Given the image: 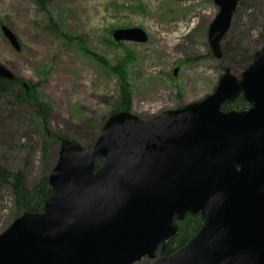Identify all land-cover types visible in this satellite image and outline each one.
Instances as JSON below:
<instances>
[{
    "label": "water",
    "instance_id": "1",
    "mask_svg": "<svg viewBox=\"0 0 264 264\" xmlns=\"http://www.w3.org/2000/svg\"><path fill=\"white\" fill-rule=\"evenodd\" d=\"M238 1L214 0L208 40L218 58ZM1 30L20 51L15 32ZM113 37L149 38L140 27ZM0 77L15 75L0 63ZM240 97L247 108L223 109ZM49 183L43 209L0 233V264H264V45L199 101L148 118L112 112L87 144L63 137ZM199 207L203 228L164 255L173 215Z\"/></svg>",
    "mask_w": 264,
    "mask_h": 264
},
{
    "label": "rangeland",
    "instance_id": "2",
    "mask_svg": "<svg viewBox=\"0 0 264 264\" xmlns=\"http://www.w3.org/2000/svg\"><path fill=\"white\" fill-rule=\"evenodd\" d=\"M218 12L214 0H53L44 6L39 0H0V17L22 45L17 51L0 26V63L15 78L40 82L52 103L46 135L57 133L44 157V129L34 110L12 108L0 96V163L23 171L32 186L56 164L63 137L87 144L99 136L119 98L120 79L104 77L77 45L64 46L51 18L80 37L77 44L111 60L125 55L109 45L116 29L147 32V42L124 43L136 55L128 67L131 111L148 118L212 94L225 68L239 77L264 45V0H239L221 41L223 56L216 57L208 29ZM15 218L11 189L0 187V233Z\"/></svg>",
    "mask_w": 264,
    "mask_h": 264
},
{
    "label": "trees",
    "instance_id": "3",
    "mask_svg": "<svg viewBox=\"0 0 264 264\" xmlns=\"http://www.w3.org/2000/svg\"><path fill=\"white\" fill-rule=\"evenodd\" d=\"M40 4L44 6L45 3H50L53 0H39ZM51 30L57 36H61L64 46L67 48H76L84 54L89 56L96 64L97 69L104 77L115 76L120 79L121 86L119 87V98L117 99L116 106L110 109L109 112L129 110L132 108V85L129 82V65L134 62L136 55H131L125 48V41L109 42L111 47L125 49L124 56H116L114 59H108L102 55L95 54L91 50L87 49L83 42L77 44V40L81 39L72 33L65 31L62 23H56L52 18ZM3 18L0 17V26H2ZM114 45V46H113ZM39 83H33L28 80L25 82L23 78L16 77L14 79H6L0 77V96L5 99L7 105L10 107H17L22 109L32 108L34 114L45 134L43 140V156L46 157L49 152L50 140L55 138V132H51L50 135L47 132L46 125L48 124V113L51 110L52 103L46 97L39 87ZM248 106L246 100L242 97L233 102H227L223 105L224 110L228 109H244ZM101 125V124H100ZM62 134H60L61 136ZM51 136V137H50ZM64 136V135H63ZM66 137H69L66 135ZM74 139V138H72ZM76 140V139H75ZM101 158H98L96 165H99ZM51 171V170H50ZM44 173L40 180L34 183L32 186H28L25 179V174L21 170H10L6 166L0 163V187H9L11 189L14 205L15 216H19L24 211H41L44 207L45 201L50 194L51 186L49 183V173ZM170 249V248H168Z\"/></svg>",
    "mask_w": 264,
    "mask_h": 264
},
{
    "label": "flooded vegetation",
    "instance_id": "4",
    "mask_svg": "<svg viewBox=\"0 0 264 264\" xmlns=\"http://www.w3.org/2000/svg\"><path fill=\"white\" fill-rule=\"evenodd\" d=\"M98 158H101L102 162V157ZM171 224L172 227H177V232L167 239L164 255H168L185 245L187 241H189L199 230L203 228L205 225L204 210L199 207L196 212H191V210H189L185 211L183 214L175 213L172 217ZM150 262L151 259L148 256H143L141 259L133 262L132 264H149Z\"/></svg>",
    "mask_w": 264,
    "mask_h": 264
}]
</instances>
